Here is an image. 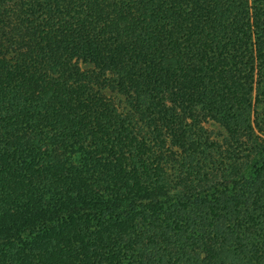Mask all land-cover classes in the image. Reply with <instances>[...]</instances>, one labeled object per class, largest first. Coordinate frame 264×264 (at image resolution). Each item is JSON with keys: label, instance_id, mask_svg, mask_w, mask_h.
Listing matches in <instances>:
<instances>
[{"label": "trees", "instance_id": "obj_1", "mask_svg": "<svg viewBox=\"0 0 264 264\" xmlns=\"http://www.w3.org/2000/svg\"><path fill=\"white\" fill-rule=\"evenodd\" d=\"M0 264H264V0H0Z\"/></svg>", "mask_w": 264, "mask_h": 264}, {"label": "rangeland", "instance_id": "obj_2", "mask_svg": "<svg viewBox=\"0 0 264 264\" xmlns=\"http://www.w3.org/2000/svg\"><path fill=\"white\" fill-rule=\"evenodd\" d=\"M82 67H85L84 65H82ZM105 92V94L110 95L114 101L115 104L120 108L123 109L125 107L124 106V102H123V97L121 95L115 94L110 92L108 89H104L103 90ZM206 125L209 129H211L213 135H216L217 137H220L221 135L224 134L222 128L220 126H218L216 123H213L211 121L206 122Z\"/></svg>", "mask_w": 264, "mask_h": 264}]
</instances>
